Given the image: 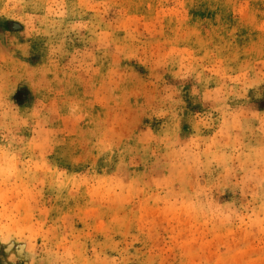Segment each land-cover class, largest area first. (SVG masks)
I'll list each match as a JSON object with an SVG mask.
<instances>
[{
    "label": "rangeland",
    "instance_id": "1",
    "mask_svg": "<svg viewBox=\"0 0 264 264\" xmlns=\"http://www.w3.org/2000/svg\"><path fill=\"white\" fill-rule=\"evenodd\" d=\"M0 264H264V0H0Z\"/></svg>",
    "mask_w": 264,
    "mask_h": 264
}]
</instances>
